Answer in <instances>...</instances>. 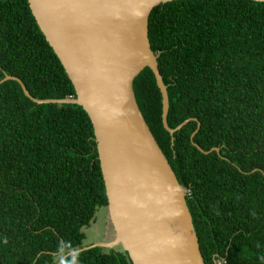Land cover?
Masks as SVG:
<instances>
[{"label": "trees", "instance_id": "16d2710c", "mask_svg": "<svg viewBox=\"0 0 264 264\" xmlns=\"http://www.w3.org/2000/svg\"><path fill=\"white\" fill-rule=\"evenodd\" d=\"M168 96L144 67L137 105L187 190L204 264H264V2L173 0L148 19ZM35 99L76 96L27 0H0V80ZM204 151L192 145L190 137ZM107 197L91 121L76 104L36 103L0 84V264H132L84 246Z\"/></svg>", "mask_w": 264, "mask_h": 264}, {"label": "water", "instance_id": "95a60500", "mask_svg": "<svg viewBox=\"0 0 264 264\" xmlns=\"http://www.w3.org/2000/svg\"><path fill=\"white\" fill-rule=\"evenodd\" d=\"M173 0H27L36 23L60 60L76 96L32 98L36 103L76 104L87 113L94 133L107 197L111 240L83 246L63 259L93 247L118 248L132 264H204L186 203L187 190L177 180L135 100L132 83L148 67L161 93L162 125L168 96L149 45L151 10ZM264 2V0H253ZM192 145L201 149L193 137Z\"/></svg>", "mask_w": 264, "mask_h": 264}, {"label": "rangeland", "instance_id": "374dc122", "mask_svg": "<svg viewBox=\"0 0 264 264\" xmlns=\"http://www.w3.org/2000/svg\"><path fill=\"white\" fill-rule=\"evenodd\" d=\"M93 219L89 226L83 229L86 235L84 246L97 242H107L112 238L106 207H99Z\"/></svg>", "mask_w": 264, "mask_h": 264}, {"label": "built area", "instance_id": "2783aa9c", "mask_svg": "<svg viewBox=\"0 0 264 264\" xmlns=\"http://www.w3.org/2000/svg\"><path fill=\"white\" fill-rule=\"evenodd\" d=\"M215 264H225V262H224L223 260L219 259V260H217V261L215 262Z\"/></svg>", "mask_w": 264, "mask_h": 264}]
</instances>
